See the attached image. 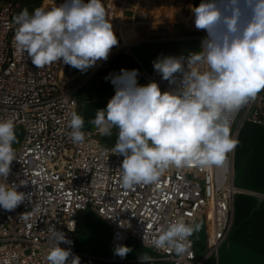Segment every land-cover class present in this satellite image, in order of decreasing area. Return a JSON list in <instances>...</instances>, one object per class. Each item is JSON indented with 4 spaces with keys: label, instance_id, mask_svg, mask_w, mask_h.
<instances>
[{
    "label": "built area",
    "instance_id": "obj_1",
    "mask_svg": "<svg viewBox=\"0 0 264 264\" xmlns=\"http://www.w3.org/2000/svg\"><path fill=\"white\" fill-rule=\"evenodd\" d=\"M148 1L102 0L117 38L122 40L115 30L119 15L132 22H142L135 20L137 16L148 18L147 14L155 13L161 2L151 0L148 4ZM63 2L40 0L37 7L47 9ZM138 2L141 8L136 6ZM149 7L153 8L148 10ZM14 17V0H0V119L12 118L15 128L23 131L21 143L14 148L17 160L10 166L7 182L16 184L18 191L30 193L31 198L12 211L0 208V264H47L46 255L53 246L49 240L51 225L71 241L70 244L62 242L60 246L71 248L72 253L79 256V215L87 211L95 212L107 223L115 244L121 246L129 239L136 240L156 253L152 260L205 264L216 256L233 228L234 196L242 191L235 183L234 150L227 155L222 167H173L155 184L124 189L119 169L123 156L111 152L113 147L102 142L96 127L91 130L83 127V142L71 141L68 121L70 113L78 114V87L69 85L67 65L62 62L38 69L27 53L16 52ZM189 22L190 19L173 22L171 28L167 24L170 35L152 33L157 37H148L127 47L152 41L197 42L200 48L206 32L190 26ZM156 28L164 29V26L157 24ZM188 55L171 50L157 51L151 65L141 67L144 84L155 81L162 92L174 88L175 85L162 79L153 64L162 56ZM243 121L264 126V90L232 117L230 130L235 140L237 124ZM179 217L193 224L204 219L203 254L197 253L193 236L189 238L191 247L183 256L152 246L160 229Z\"/></svg>",
    "mask_w": 264,
    "mask_h": 264
},
{
    "label": "clouds",
    "instance_id": "obj_2",
    "mask_svg": "<svg viewBox=\"0 0 264 264\" xmlns=\"http://www.w3.org/2000/svg\"><path fill=\"white\" fill-rule=\"evenodd\" d=\"M191 11L195 28L206 32L200 51L162 56L153 64L174 88L162 92L155 81L139 85L136 69L106 77L115 94L90 123L101 136L118 129L111 152L123 156L119 169L124 189L155 184L173 167H222L237 146L231 136L232 117L264 90V0H202ZM13 19V46L17 53H27L38 69L62 62L84 72L107 61L118 44L102 0H64L32 13L25 8ZM84 123L81 115L70 113L73 143L84 141ZM15 127L12 118L0 119V208L7 211L31 198L7 182L17 160ZM200 229V223L179 217L162 227L151 243L183 256L191 247L189 238ZM49 240L53 246L47 264H80L71 248L60 246L71 241L54 225ZM130 251L121 245L115 254L123 258ZM139 260L151 264L152 257L143 254Z\"/></svg>",
    "mask_w": 264,
    "mask_h": 264
},
{
    "label": "crops",
    "instance_id": "obj_3",
    "mask_svg": "<svg viewBox=\"0 0 264 264\" xmlns=\"http://www.w3.org/2000/svg\"><path fill=\"white\" fill-rule=\"evenodd\" d=\"M172 2H175L174 0ZM202 0H193L192 6H198ZM189 5V6H190ZM177 11L186 8L184 3L175 4ZM161 4L155 14L161 16ZM158 13L160 14L158 16ZM181 16V14H180ZM163 17V16H162ZM189 25L195 26L194 15ZM146 41L144 43H150ZM139 44L125 48L122 55L114 52L99 68H90L93 77L84 96L77 93L78 114L84 118L86 130L95 128L90 123L98 109H104L115 94V87L110 74H118L121 69L138 70L137 82L141 84V67H149L159 50H171V47L186 45V42ZM144 44V45H141ZM117 46V45H116ZM129 52L130 54H127ZM181 54H195L188 51H174ZM80 70L67 65L66 75L71 82L81 75ZM143 82V81H142ZM144 84V83H143ZM73 85V87H78ZM81 97V98H80ZM114 129V128H113ZM101 136L102 142H104ZM237 146L233 154L235 183L242 189L234 196L232 206L234 223L229 237L219 248L218 254L212 256L205 264H264V126L249 121L239 122L236 127ZM105 144V143H104ZM105 145L114 147L111 143ZM196 244V243H195ZM131 249L125 256L115 254L118 247L111 239L110 227L95 212L87 211L79 215L77 248L80 264H140L139 256L147 254L154 258L156 253L136 240L129 239L124 244ZM199 255L205 251L204 243L196 244ZM113 258H116L115 260ZM151 264H172L170 261L152 260Z\"/></svg>",
    "mask_w": 264,
    "mask_h": 264
},
{
    "label": "rangeland",
    "instance_id": "obj_4",
    "mask_svg": "<svg viewBox=\"0 0 264 264\" xmlns=\"http://www.w3.org/2000/svg\"><path fill=\"white\" fill-rule=\"evenodd\" d=\"M39 1L40 0H14V2H15V16L17 14H19L25 8L28 9L29 13H32V11L35 8H37ZM150 1L151 0L148 1V4L150 3ZM172 1L173 0H161L160 4L162 7V11H161V16H159V18L156 16L155 13H153L154 12L153 11V12H149L147 14L148 18L142 17V16H139V17L137 16V18L135 20H141L142 22H140V21L132 22L131 19H128V18L125 19V17L122 14H120L119 15V21L116 22V29L115 30H117V32L120 33L122 40L120 38H117L118 44H117V46L113 47L108 58H110V56L114 57V56H112V54L114 52H118V51L119 52L117 54H115V56L116 55H122V52L124 51V49L128 48L127 46L131 45L134 42L146 40V38H148V37L149 38L157 37V35L156 36L152 35V33L156 34L158 32H161V33L166 32L167 35H170V33H171L170 28L172 27L173 22H188L189 19L191 21V19L193 17V13H192L191 9H192V7H194L193 5L192 6L190 5L191 2L188 3V0H174L175 2H172ZM190 1H192V0H190ZM180 2L184 3V5H186V8L183 11H177V9L175 8V4L180 3ZM136 6L138 8H141V3L138 2ZM152 6H155V5H152ZM152 8L149 7L148 10H151ZM170 8H171V10L173 8V10L170 11ZM142 10H143V8H142ZM187 11H189L188 15H187ZM180 14H181V16H180ZM157 24H162L164 26V29L156 28ZM167 24L169 25L170 28L165 26ZM177 29L182 30L181 27H178ZM142 43H144V42H142ZM151 43L152 44H159V43H166V42H150V43H144V44H151ZM186 43H187L186 45H182L179 47H171V51H188L190 53L198 52L199 44L197 42H186ZM144 44H141V45H144ZM127 54H130V53L127 52ZM102 62L103 61H98L97 64L95 66H93V70H96L97 68H99ZM79 73L81 75H79L77 80L71 82V85L73 86V85L78 84L77 85L78 86L77 93L79 94V96L81 94V97H83L88 86L93 81V78H92L93 76L90 75V73H91L90 68L84 72L80 71ZM140 81H141L142 85H145V84H143L144 83L143 79ZM84 125L86 126L87 124L84 123ZM15 131H16L17 141L13 144V148L17 147L23 139L22 129L20 127H17V128H15ZM117 134H118V129L114 128L112 130V134L110 136H105L104 138L102 137L104 140L103 143H105V144L111 143V144L115 145L116 140H117ZM196 223L201 224V229L198 232H195L193 234V238H194L195 243L197 245H201L204 243V240H205V221L203 218H200L196 221Z\"/></svg>",
    "mask_w": 264,
    "mask_h": 264
}]
</instances>
